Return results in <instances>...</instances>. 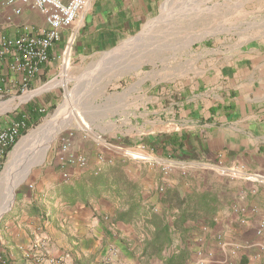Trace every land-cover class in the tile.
<instances>
[{"label":"crops","instance_id":"0c3cea01","mask_svg":"<svg viewBox=\"0 0 264 264\" xmlns=\"http://www.w3.org/2000/svg\"><path fill=\"white\" fill-rule=\"evenodd\" d=\"M163 1L86 0L75 21L61 30L60 39L50 48V59L32 83L31 93L66 58L70 63L111 47L140 27ZM17 7L22 9L20 14L14 11ZM24 25L40 34L47 23L30 3L5 5L0 0L3 33L15 37L23 33ZM248 31L239 44L209 51L210 61L200 55L203 60L192 70L176 68L171 75L178 74L177 83L147 81L148 73L146 83L143 78L137 80L133 91L139 92L135 97L141 110L130 113L129 133L117 129L112 137L130 145L144 143L146 153L174 164L169 175H164L142 159L114 160L122 161L126 174L141 186L146 203L165 209L168 215L170 209L177 211L162 202L165 191L160 193L159 187L163 185L182 197L194 196L190 208L196 219L186 222L187 231L175 243L188 248L187 264H199L198 251L214 253L204 264H264V230L257 234L264 222V15ZM22 98L0 105L8 107ZM19 112L6 123L17 119ZM123 135L129 137L121 139ZM231 168L242 173L231 175L227 172ZM83 172L75 170L77 176ZM57 175L60 180L55 184L63 181ZM195 194L206 196L208 210L198 208L199 195ZM118 206L113 194L89 204L57 199L46 216L42 212L33 220L26 219L28 226L40 227L38 232L30 228V233L35 231L34 241L26 231L22 233L19 221H7L12 231L7 235L9 256L16 254L24 264H51L53 258H59L57 264H143L137 226L111 221ZM232 248H237L235 256H231ZM149 264L160 263L151 259Z\"/></svg>","mask_w":264,"mask_h":264},{"label":"rangeland","instance_id":"374dc122","mask_svg":"<svg viewBox=\"0 0 264 264\" xmlns=\"http://www.w3.org/2000/svg\"><path fill=\"white\" fill-rule=\"evenodd\" d=\"M263 15L264 0H164L140 27L132 29L119 42L82 60L71 59V77L63 83H56L62 79L65 64L61 62L37 92L8 104L11 107L0 105V124H6L16 112L24 110L27 102H34L39 111L48 112L19 139L0 175V210L12 201L0 217V256H6L8 262H19L16 254L12 258L8 253L7 235L12 231H8L7 221H19L22 233L26 231L34 241L35 231L40 227L32 226L36 230L30 233L32 227L26 219L38 216H30L24 209L37 201L47 207L44 216L50 211L51 192L60 180L52 155L61 135L75 130L76 144L81 148L86 143L82 138L86 130L106 139H112L117 129L129 133L130 113L141 110L135 97L138 91H133L136 82L141 78L145 82L148 73L147 81L161 84L164 79L177 83L181 80L178 74L171 75L176 68H181L179 72L192 70L204 57L210 61L209 51L239 44L247 37L250 24ZM62 106L57 117L13 155L24 137L54 117ZM76 113L88 122L87 129L76 125ZM121 119L125 120L123 125H119Z\"/></svg>","mask_w":264,"mask_h":264},{"label":"built area","instance_id":"2783aa9c","mask_svg":"<svg viewBox=\"0 0 264 264\" xmlns=\"http://www.w3.org/2000/svg\"><path fill=\"white\" fill-rule=\"evenodd\" d=\"M5 5H13L18 2L30 3L45 17L47 26L40 34H34L33 26L24 25V31L15 37L7 36L0 27V103H8L12 99H19L33 92L32 83L41 72L44 64L49 59L50 48L60 39L61 30L70 26L77 18L79 12L85 7L86 0H2ZM15 13L20 14L22 9L15 8ZM26 127L23 119H15L0 126V175L8 158L9 149L19 141V136ZM78 133L69 130L61 135L54 147L52 164L62 177L63 181L71 180L77 176L75 170L100 171L106 164L113 163L116 158L142 159L153 164L164 175H169L174 164L161 162L146 153L144 143L130 145L120 139H106L101 134H94L86 130L82 138L85 140L83 148L76 144ZM18 139V140H17ZM94 146V147H93ZM13 147V148H14ZM228 173L238 176L242 173L239 168H231ZM251 177L252 175H248ZM165 186L159 187L163 193ZM244 222V219H243ZM264 222L261 223L257 234H262ZM200 238L197 241L201 242ZM231 256H235L237 248L230 250ZM199 264L209 262L214 253L212 251H198ZM0 256V264H16L3 260ZM59 259H51V264H57Z\"/></svg>","mask_w":264,"mask_h":264},{"label":"trees","instance_id":"16d2710c","mask_svg":"<svg viewBox=\"0 0 264 264\" xmlns=\"http://www.w3.org/2000/svg\"><path fill=\"white\" fill-rule=\"evenodd\" d=\"M47 113V111H39L34 102L27 103L25 109L17 115V119L26 122V127L22 129L18 139L27 134L29 129L37 125ZM13 147L14 144L9 151ZM166 191L165 189L161 197L162 202H169V208H177L174 212L170 209V215L165 209L156 210V205L148 204L143 200L141 186L126 174L123 162L117 160L98 172L85 171L71 180L59 182L51 192L50 200L51 205L57 199L67 204L77 202L89 204L95 198L113 194L119 206L111 221L115 224L137 226V231L141 235L140 259L143 264H149L151 259L158 260L160 264H187L188 248L175 246V243L187 231L186 222L196 219L194 211L190 208L194 196L182 197L176 190H168L169 195L166 196ZM196 195H199L198 208L203 207L208 210L206 196ZM44 207L37 201H32L24 210L30 216H39L42 212L45 213ZM196 209L193 208L195 211ZM3 260L7 261V257H3ZM24 263L26 261L18 262V264Z\"/></svg>","mask_w":264,"mask_h":264},{"label":"bare ground","instance_id":"6f19581e","mask_svg":"<svg viewBox=\"0 0 264 264\" xmlns=\"http://www.w3.org/2000/svg\"><path fill=\"white\" fill-rule=\"evenodd\" d=\"M68 53V52H67ZM70 66H69V63H68V59L66 58L65 59V65H64V70H63V73H62V79L61 80H57L56 83L59 84V83H63L65 80H67L68 78L71 77L70 75ZM9 107V106H8ZM64 108V106H62L60 108V110L56 113V115L52 118H49L46 120V122L41 125L38 129H36L35 131H33L31 134H29L28 136L24 137V139L20 142V144L17 146V149L15 150V152L13 153L16 154V152L18 153V151L20 150V147L22 146V144L28 140L29 138H31L32 136L36 135L38 132H40L42 129H44L49 123L50 121H52L53 119H55L57 117V115L60 113V111H62ZM75 121L77 122V126L80 127V128H84V129H87L89 127V124L88 122L85 120V118L80 114V113H76V117L74 118ZM73 119V120H74ZM73 121L70 123L72 124ZM12 204V201L10 200L8 206H11ZM8 206H6L5 208H3L2 210H0V213L2 211H4Z\"/></svg>","mask_w":264,"mask_h":264},{"label":"water","instance_id":"95a60500","mask_svg":"<svg viewBox=\"0 0 264 264\" xmlns=\"http://www.w3.org/2000/svg\"><path fill=\"white\" fill-rule=\"evenodd\" d=\"M7 211V210H6ZM5 211H2L1 213H0V217H1V215L4 213Z\"/></svg>","mask_w":264,"mask_h":264}]
</instances>
